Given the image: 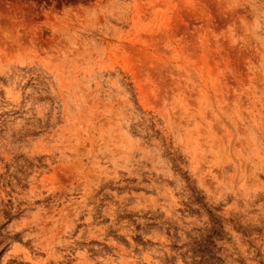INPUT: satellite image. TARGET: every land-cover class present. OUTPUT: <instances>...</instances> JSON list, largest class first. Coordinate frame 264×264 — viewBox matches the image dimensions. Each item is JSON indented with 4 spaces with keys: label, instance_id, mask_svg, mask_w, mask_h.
I'll list each match as a JSON object with an SVG mask.
<instances>
[{
    "label": "rangeland",
    "instance_id": "1",
    "mask_svg": "<svg viewBox=\"0 0 264 264\" xmlns=\"http://www.w3.org/2000/svg\"><path fill=\"white\" fill-rule=\"evenodd\" d=\"M0 264H264V0H0Z\"/></svg>",
    "mask_w": 264,
    "mask_h": 264
}]
</instances>
